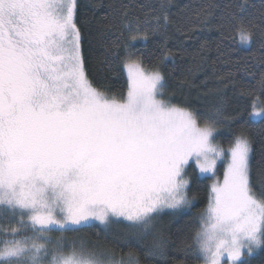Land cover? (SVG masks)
Here are the masks:
<instances>
[{"label": "snow or ice", "instance_id": "1", "mask_svg": "<svg viewBox=\"0 0 264 264\" xmlns=\"http://www.w3.org/2000/svg\"><path fill=\"white\" fill-rule=\"evenodd\" d=\"M76 8V0H0V219L15 221L0 226V264H42L48 233L79 232L95 221L106 229L126 223L129 231L117 243L138 244L165 210L194 207L193 185L215 177L221 164L193 247L204 264H249L264 250V192L254 194L249 135L250 122H264V72L255 86L241 88L234 115H226L223 97L203 115L158 98L165 88L159 66L177 53L161 44L155 65L145 67L135 43L167 33L168 3L161 0L156 10L163 15L151 24L146 18L145 27L127 19L125 5L109 25L117 32L105 52L120 60L127 89L109 96L86 76ZM213 8L222 40L250 46L259 32L264 48V12L256 24L247 0L206 4L198 21L207 22ZM244 99L249 103L240 106ZM233 125L227 149L214 143L221 127ZM260 133L257 173L264 177V123ZM55 243L48 264H139L133 251L101 258L83 242L73 240L68 252ZM165 243L156 236L147 255H163Z\"/></svg>", "mask_w": 264, "mask_h": 264}, {"label": "trees", "instance_id": "2", "mask_svg": "<svg viewBox=\"0 0 264 264\" xmlns=\"http://www.w3.org/2000/svg\"><path fill=\"white\" fill-rule=\"evenodd\" d=\"M161 0H76L77 8L74 20L82 35L81 52L85 64V72L93 87L105 91L109 96H119L126 92L127 75L122 70V64L118 58H112L105 52L107 41L115 38L116 27L109 28L110 24H117L119 13L123 6H128L127 19L136 23L147 18L149 24L152 17L163 15L157 9ZM168 3L167 14L170 23L165 35L156 34L150 36L146 42H136L138 54L144 57L145 67L155 65V56L160 52L158 47L164 44L166 49H171L177 55L169 58L159 66L165 80L164 96L171 97V103L185 107L199 115L210 111L223 97L227 103L226 115H234L233 109L237 107V97L241 88H251L260 79L264 72V65L259 63V58L264 54L261 47L262 40L259 32L253 37L250 46H241L221 38V30L216 27L219 11L212 9V15L207 22L198 21L197 14L206 5L223 6L225 3H240L242 0H165ZM143 6V7H142ZM261 12H264V0H247V13L256 24H261ZM107 16V19L104 17ZM183 25L191 29L185 33L177 31V27ZM226 31V30H225ZM205 47L201 50V44ZM219 45V46H218ZM111 62V63H109ZM229 73L232 75L229 76ZM249 103L247 99L239 101L240 106ZM248 111L243 113L244 119L239 123H245L248 119ZM250 122V137L253 141L252 154V184L254 193L260 198L264 192L261 177L257 173L262 136L261 124ZM238 126L233 125L220 128V134L215 142L226 149L228 141L234 138L233 131ZM191 171V170H190ZM220 165L218 173L221 174ZM210 178L201 177L193 185L189 196H195L194 207L180 209L175 213L164 211L154 220L152 232L143 237L137 244L127 245L117 243V240L128 231L126 223L113 224L111 229H106L100 223H93L89 228L79 232L48 233L50 240L49 253L45 263L52 257L56 250V241H62L64 252L70 250L71 242L77 244L83 242L85 246L101 258H107L103 254L113 253L114 259L126 258L129 251H133L139 264H203L204 258L193 247V237L200 227L198 214L208 201ZM0 207H3L0 205ZM15 226V221L8 222L0 219V226ZM162 235L166 243L163 255L149 256L154 238ZM249 264H264V250L258 249L248 257Z\"/></svg>", "mask_w": 264, "mask_h": 264}, {"label": "rangeland", "instance_id": "3", "mask_svg": "<svg viewBox=\"0 0 264 264\" xmlns=\"http://www.w3.org/2000/svg\"><path fill=\"white\" fill-rule=\"evenodd\" d=\"M127 75V74H126ZM158 98H160V97H158ZM214 143H216L215 141H214ZM217 144V143H216ZM227 149V148H226ZM221 166H222V172H221V174H219L218 172H217V175L215 176V177H212L211 178V180H210V186H211V184L213 183V181L214 180H216L217 178H220V179H222V176H223V164H221ZM209 191H210V188H209ZM255 194V193H254ZM256 195V194H255ZM257 196V195H256ZM257 198H258V196H257ZM207 203H208V201H207ZM207 203H206V205L204 206V208L203 209H205L206 208V206H207ZM202 209V210H203ZM201 210V211H202ZM165 211H170V210H165ZM201 211H200V213H201ZM200 213L198 214V217L200 216ZM199 220V219H198ZM94 223H100L99 221H95ZM200 223V222H199ZM258 250V249H257ZM256 250V251H257ZM49 260H51V258L49 259ZM42 264H48V262L47 263H45L44 261H42ZM203 264H204V260H203Z\"/></svg>", "mask_w": 264, "mask_h": 264}]
</instances>
